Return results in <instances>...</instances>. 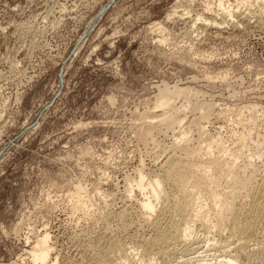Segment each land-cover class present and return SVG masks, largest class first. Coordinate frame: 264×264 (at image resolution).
I'll return each mask as SVG.
<instances>
[{
    "label": "rangeland",
    "instance_id": "1",
    "mask_svg": "<svg viewBox=\"0 0 264 264\" xmlns=\"http://www.w3.org/2000/svg\"><path fill=\"white\" fill-rule=\"evenodd\" d=\"M224 2L0 0V264H40L42 239L47 264H94L114 242L141 243L152 226L130 184L201 154L207 136L226 163L206 165L197 190L241 208L263 189L264 0ZM145 120L162 124L144 131ZM194 230L197 247L156 264H213L235 245Z\"/></svg>",
    "mask_w": 264,
    "mask_h": 264
},
{
    "label": "bare ground",
    "instance_id": "2",
    "mask_svg": "<svg viewBox=\"0 0 264 264\" xmlns=\"http://www.w3.org/2000/svg\"><path fill=\"white\" fill-rule=\"evenodd\" d=\"M218 2L219 6L223 7L224 10L227 9L224 0H218ZM228 12L230 13L231 11L229 10ZM198 16L203 17L204 15ZM166 118H162L160 121L165 123L169 120V118ZM145 121L144 123L142 122L141 126L139 125L144 131L155 129L159 124L157 120H152L149 123ZM161 124H159V126ZM179 134L180 136L178 135L179 137H176L177 139L173 142L174 145L171 146H176L177 148L174 147L176 150L180 148L181 151L182 149L186 150V136L183 133L184 136L181 135V132ZM214 138L215 137L211 139L210 136H207V139L204 138V141L210 139L211 142L208 144L206 143L207 146L201 148V154L197 152L190 154L188 152L189 155L186 154L189 158L187 161L185 158H182L184 155L181 157L178 155L172 159L167 158L169 160L165 161L166 163L164 162L167 168L166 172L163 170L165 172L164 175L145 179L141 174L139 179L136 178V180L130 184L131 187H136L143 193L142 195L144 197L141 200L139 199V204L145 219L152 226L151 234L143 238L141 243L130 241V244H128L130 246H126V243L120 240L114 242L109 245L108 250L104 251L106 253L102 252L97 259L94 258L96 260L94 264H156L158 259L160 261V259L165 260V258H169V256L175 254L177 250L179 251V248L182 249V247L184 248L185 246L189 247L190 245L188 244L192 245L199 242L197 238V242H195V238H193L196 225H199L205 231H210L212 228H215L225 240L234 239L235 245L232 243L234 245L233 247L228 244L231 249H228L227 255L225 253L224 256H221L222 258H217V261L213 264H238L242 256H256L258 259L257 261L263 260L264 239L260 240L261 238H259L258 235L261 233L259 228L260 224L264 223V183L263 189L253 193L249 197L251 200L250 203L241 208L235 207L233 204H219L220 199L216 197L220 196L216 193L206 194L204 191L196 189L198 179H207L209 177L206 173V165L219 169L221 163H226V157L221 154L219 157L217 155L215 159L211 157L212 148L218 147L221 142L220 138ZM191 163L195 165L193 166L192 164L194 168L190 167ZM166 179H172L177 189L180 191L179 195L181 198L173 200L175 201L174 203L171 202L170 195L166 191ZM133 184L134 186H132ZM233 193V190L227 192V194ZM157 207H160V211L153 217L154 212L158 209ZM233 211L236 212L231 213ZM167 216L170 219V221L168 220L169 222L164 221ZM225 232H227L229 238L225 236ZM252 244L256 246L255 249H252ZM192 246L195 247V245ZM132 248L134 251L136 248L135 253L129 250ZM185 249L187 248L185 247ZM197 250L198 248L196 251ZM50 252L46 239H42L41 245L34 248L31 256H33L36 262L47 264ZM115 256H117V261L113 259ZM194 260L195 259L192 260L193 263H196ZM197 261H201L197 262V264H204L203 262L205 259L200 260L199 258Z\"/></svg>",
    "mask_w": 264,
    "mask_h": 264
}]
</instances>
